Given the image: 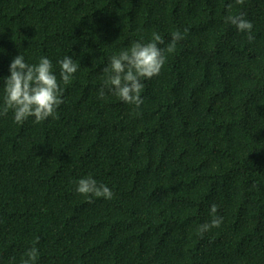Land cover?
<instances>
[{
    "label": "trees",
    "instance_id": "16d2710c",
    "mask_svg": "<svg viewBox=\"0 0 264 264\" xmlns=\"http://www.w3.org/2000/svg\"><path fill=\"white\" fill-rule=\"evenodd\" d=\"M184 29L139 109L99 98L113 55ZM19 54L51 60L63 103L0 116V264H264V0H0V106ZM88 175L112 199L78 193Z\"/></svg>",
    "mask_w": 264,
    "mask_h": 264
},
{
    "label": "clouds",
    "instance_id": "9594fccd",
    "mask_svg": "<svg viewBox=\"0 0 264 264\" xmlns=\"http://www.w3.org/2000/svg\"><path fill=\"white\" fill-rule=\"evenodd\" d=\"M245 0H236V4L243 5ZM231 7V5L229 6ZM225 22L235 26L238 31L247 34V40L252 43L255 39L252 34L253 23L246 19L244 13L230 14ZM188 29L181 33L176 30L172 33L171 41L166 47L163 37L152 33L148 42H133L130 48L121 50L110 58L109 65L103 69L108 73L104 87L99 89V98H105V88L113 92L121 101L133 104L139 109L143 104L141 93L144 90L142 80L151 79L160 73L166 63V53L171 54L176 49V44L185 38ZM60 64V76L65 85L74 78L79 65L71 56H65ZM10 76L4 78V102L0 106V116L6 115L9 110L14 113V121L23 123L27 118L34 117L36 123L52 117L58 119L57 109L63 103L64 89L60 87L53 72L50 59L40 57L38 64H28L22 54L13 58L9 66ZM76 191L85 196L103 197L112 199L113 192L105 184L98 183L91 175L82 177L77 182ZM91 202V200L89 201ZM218 205L210 206L212 219L201 224L198 232L201 236L218 228L223 222V217L217 215ZM39 252L37 247L29 248L21 264H35Z\"/></svg>",
    "mask_w": 264,
    "mask_h": 264
}]
</instances>
